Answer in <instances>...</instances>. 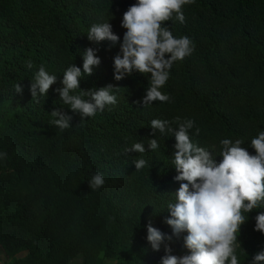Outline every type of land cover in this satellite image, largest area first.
Here are the masks:
<instances>
[{
  "label": "trees",
  "instance_id": "trees-1",
  "mask_svg": "<svg viewBox=\"0 0 264 264\" xmlns=\"http://www.w3.org/2000/svg\"><path fill=\"white\" fill-rule=\"evenodd\" d=\"M137 0H0V264H160L165 245L172 255L189 254L179 238L160 250L147 241L149 222L172 235L165 222L180 182L173 164L174 135H152L153 119L172 128L191 119L192 142L212 152L217 163L223 139L251 140L264 131V0H194L183 7L185 22L175 15L164 22L177 38L188 36L191 55L175 61L160 89L170 102L143 106L150 74L133 72L117 81L114 57L126 29L124 12ZM109 22L120 41L97 45L87 38L95 23ZM98 49L100 65L81 78L82 90L109 84L115 105L80 120L59 99L63 72L83 68V52ZM31 62L32 67H28ZM44 66L57 75L46 96L32 98L30 83ZM22 83L23 93H15ZM77 93L79 89L76 90ZM140 103H137V102ZM59 108L73 117L60 130L49 122ZM199 129V134L196 129ZM149 139L159 147L151 150ZM143 142L144 153L125 152ZM144 159L136 170L133 163ZM102 173L105 183L92 190L88 181ZM250 213L237 233L239 264H250L264 250V234L255 231ZM1 255V254H0ZM1 258V257H0Z\"/></svg>",
  "mask_w": 264,
  "mask_h": 264
},
{
  "label": "clouds",
  "instance_id": "clouds-1",
  "mask_svg": "<svg viewBox=\"0 0 264 264\" xmlns=\"http://www.w3.org/2000/svg\"><path fill=\"white\" fill-rule=\"evenodd\" d=\"M194 0H137L123 14L121 27L126 29L120 52L114 57V78L119 81L133 72L150 74V86L142 99L143 106L154 101L170 102V97L161 92L169 79V70L175 61L185 59L194 50L193 41L188 36L175 37L169 27L165 26L175 15L180 23L185 22L183 7ZM89 41L99 45L108 41L115 46L120 37L112 31L109 22L95 23L88 29ZM98 49L87 48L83 52V68L71 64L63 72V87L57 88L59 99L73 113H78L80 120L94 116L103 111L106 105H115L117 96L109 84L98 89L82 90L81 78L90 76L93 68L100 65L96 55ZM31 68V62L28 63ZM57 82L56 74H49L44 66L36 72L29 91L32 98L46 96L50 87ZM77 89L79 92L77 93ZM15 93H23L22 83L15 85ZM137 103H140L139 101ZM50 124L60 130L73 126V117L59 108L50 113ZM172 128L167 120L153 119L150 127L152 135L171 133L175 137L173 164L177 175L173 178L180 182L176 191L175 202L168 204L170 218L166 223L172 229V235L163 233L151 222L147 227V241L153 250L159 251L165 240L172 236L183 237L184 247L189 254L172 255L170 246L165 245V255L160 264H239L236 247L240 229L250 213L264 203V131L251 140L255 154L243 147V141L230 139L220 141L222 160L217 163L212 152L192 142L189 130L194 127L191 119L179 122ZM199 134V129H196ZM148 147L155 150L159 147L157 139H149ZM125 152L144 153L143 142H136ZM6 153H0V157ZM136 170L146 165L144 159L133 162ZM92 190L105 183L102 173H95L88 181ZM255 231L264 234V212L255 217ZM250 264H264V250L255 253Z\"/></svg>",
  "mask_w": 264,
  "mask_h": 264
},
{
  "label": "rangeland",
  "instance_id": "rangeland-1",
  "mask_svg": "<svg viewBox=\"0 0 264 264\" xmlns=\"http://www.w3.org/2000/svg\"><path fill=\"white\" fill-rule=\"evenodd\" d=\"M0 259L3 261L4 257L2 256V251H1V248H0ZM116 261V258H108L107 260L104 261L103 264H114V262ZM70 264H82V260L81 258H78V259H74L70 262Z\"/></svg>",
  "mask_w": 264,
  "mask_h": 264
}]
</instances>
